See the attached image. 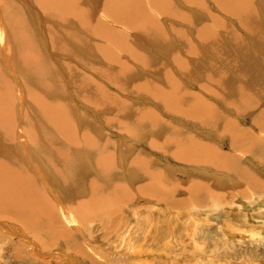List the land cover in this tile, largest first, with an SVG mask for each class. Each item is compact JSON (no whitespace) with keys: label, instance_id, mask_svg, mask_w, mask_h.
<instances>
[{"label":"bare ground","instance_id":"obj_1","mask_svg":"<svg viewBox=\"0 0 264 264\" xmlns=\"http://www.w3.org/2000/svg\"><path fill=\"white\" fill-rule=\"evenodd\" d=\"M10 1L0 0V221L7 223L4 230H15L21 237L25 234L34 238L35 250L39 252L54 247L58 242H63L64 246L81 249L79 244H76L77 239L73 230L77 236L78 232L85 233L84 229L91 230V232H109V226L92 225V222L99 218L111 219L113 215L120 214L125 207L131 231L134 227H140L142 223L139 220L134 224V219L139 217L136 216L139 213L136 214L134 206V201L137 199L134 191H137L142 198L148 199V202L159 203L163 208L168 207L167 209L170 210L178 209L182 204L189 203V200L191 202L198 200L199 202L201 199L197 197L203 193L208 194L207 197L216 196L218 200L232 198L230 191V193L228 191L227 193L215 192L212 189V181L209 184L207 182H194V184L188 182L189 184H186L185 181L177 180L178 173L188 176V171H178L170 164L161 170L159 162L153 157L146 156L147 160H143L141 164L139 159L128 163L127 160L130 159L131 152L129 146L126 151L127 157L123 158L125 144L116 146V143L110 144L109 140H105L104 136L102 140L97 138L102 134L104 128L113 124H116L132 141L135 139L134 136L137 137L140 134L145 136L151 132L145 131L143 128L132 132L134 122L148 121L149 119L147 116L142 118L132 115L134 113L129 114L131 111L127 109L128 105L126 106L128 100L121 96L120 98L111 90L112 88L119 90L122 94L130 92L131 88L128 89V84L121 81V78L128 79L127 74H131L133 91L138 94H143L145 91V94L149 95L151 90L152 98L164 106H161L163 110L166 109L171 114L173 112L181 113L183 117L189 115L193 118L197 117L200 119L199 121L204 119V124L199 123L201 127L205 126L208 121L213 126L216 125L219 120L218 114H220L216 105L220 104V99L216 96L218 99L215 100L216 105L210 103L214 102L212 99L208 103L207 90L211 89L213 93L217 91L216 93L220 95H224L221 94L224 91L219 93L222 89L219 88L218 92V87L215 85L214 87L217 88L214 89L212 87L206 89L208 88L207 84L197 86L193 81H195L194 76H198V74L193 76L192 82L187 76L194 69L195 59L202 58L201 49L215 52L221 42V47L226 51L234 49L233 52L237 54V57H241V60L248 53L253 58L252 61L255 60L254 54L262 53L261 50L264 49V0ZM214 8H218V13L221 15L211 13ZM39 9L42 10L43 15ZM193 10L202 13L193 14ZM205 13L212 16L208 17ZM167 19L172 20L168 22ZM162 20L167 21L164 23ZM252 21H254L253 24ZM242 34H246V36L243 35V37ZM9 35L13 39V54L9 52L10 44L7 42ZM152 35L156 37H152ZM223 40L226 41L225 45H223ZM215 42L218 43L217 46H215ZM167 44H169L168 47L165 46ZM174 44L176 46H173ZM213 44L215 45L213 46ZM243 46L247 48L248 52L246 50V52L239 51ZM262 47L263 49H260ZM211 54L207 53L208 56ZM88 56L97 60L91 70L86 68L95 76L82 72L83 68L81 67H84ZM237 57L235 56V60ZM100 59L102 63H98ZM71 60L75 62L74 65L71 64ZM15 61H17L18 67L23 68L35 78L34 86L25 83V90L23 89L21 79L26 74L14 68ZM191 63L193 69L190 67ZM253 67L251 66L252 69H254ZM196 68L201 71L200 66H196ZM154 71L159 73L158 79L161 78L163 87L158 83L156 85L155 80L153 81L152 78L156 77ZM67 73L70 79L64 78ZM146 73L148 80L143 78ZM208 76L206 75V79L212 78L213 80L218 75L213 77L212 74H209ZM140 77L142 82H135ZM201 77L203 76L201 75ZM16 79L19 80L18 84H21L22 94L19 95V103L16 83L13 81ZM99 80L103 82V86ZM209 81L211 83V80ZM215 82L218 83L216 80ZM105 83H109V85H105ZM192 85L201 94L193 89L190 91ZM65 86L67 94L78 95L80 100L75 101L79 104L85 103V109H90L86 110V113L91 111L92 116L97 114L96 111L102 114L104 108H110V114L103 119L108 126L104 124L103 128L101 125V128H96L98 122L94 120L92 123L88 118L85 121H80V125L76 124L75 118H78L76 116L84 118L86 115L76 112L80 110L76 108L75 111L68 98L59 96L60 93L66 95ZM262 86L264 87V85ZM73 87L79 92L82 91L84 96L81 95V97L77 94ZM221 87L224 88V84ZM250 89L253 88L250 87ZM211 91L210 93H212ZM228 92L231 93V91ZM244 92L249 91L244 90ZM228 95L226 96L228 97ZM95 99L97 100L93 101ZM87 104L92 107H87ZM28 105L32 109V112L29 113L31 117L26 111ZM73 105L78 106L74 103ZM236 109L239 110L237 107ZM142 110L146 114L150 108ZM140 111L138 112L140 113ZM222 114L221 128L218 129L214 126L215 129L217 128L215 131L210 128L212 132L216 133L215 135H219L218 139L227 137L222 128L229 134L230 126H240L235 120V116ZM159 116H156L158 120ZM238 118L241 119V116ZM160 119L163 118L160 117ZM158 120L152 121L151 128L152 126L154 128L151 130L157 131L163 136V125L161 126ZM204 128L202 129L203 133H206L207 127ZM238 130H235L233 138L230 139L232 142L230 145L233 148L235 145L243 146L241 148L245 153H250L252 151L250 147L256 145L257 149L261 148L256 153L262 154L264 134L263 137L262 135L257 136L255 138L257 140H254L253 137L251 142L249 140V142H245L247 136L244 137L245 135L243 136ZM165 132L170 133V130ZM182 132L176 131L173 132L174 134L166 135L165 138H162L163 141H154L152 137L149 146L158 153L162 152V156L170 154L174 161L177 160L188 168H195L191 169L192 171L202 169V166L213 171L216 169L215 172L224 175L221 178H224L225 181L232 179L231 176H233L243 184L251 185L255 194L259 191L264 194V180L252 175L251 171L242 165L245 162L243 160H246L245 154L239 155V157L237 154H230V152L225 154L222 152L221 144L212 142L207 144L206 141H204L206 143H202L203 140L195 139L187 130ZM240 143L242 144L240 145ZM173 144L178 146L176 150L174 145L176 151L171 152ZM111 147L114 150H111ZM239 150L241 149L239 148ZM263 158L256 157L255 159L257 163L263 164ZM125 161L128 163L127 166L123 165ZM88 162L90 163L89 168L97 171V175L87 174L85 176ZM196 173L201 174L198 171ZM263 174L261 177H264ZM99 178H102L101 181ZM143 180L147 183L145 184ZM171 183L172 185H170ZM167 185L171 188L169 189ZM166 187L167 189H165ZM241 191L247 192L246 188ZM241 191H237L239 196H241ZM180 192L181 194L187 193L189 200L175 197ZM109 196L110 198H106ZM205 202L208 203V198ZM81 226L84 228L83 230H79ZM1 239H5V234L0 233V241ZM19 242H12L14 252L17 253L19 259L27 261L26 256L29 259L34 248L31 251L30 246L32 245ZM45 247L47 248L45 249ZM65 252H63L64 256L67 253ZM33 261L35 262L36 258Z\"/></svg>","mask_w":264,"mask_h":264},{"label":"rangeland","instance_id":"obj_2","mask_svg":"<svg viewBox=\"0 0 264 264\" xmlns=\"http://www.w3.org/2000/svg\"><path fill=\"white\" fill-rule=\"evenodd\" d=\"M8 1L11 2L10 0H8ZM217 9L218 8H214L211 13H213L215 15H221V13H218ZM39 12L42 14V10L39 9ZM192 13L193 14H199L202 12L197 13L193 10ZM205 14L208 17L212 16V15L207 14V13H205ZM167 20H168V22H170V20H172V19H167ZM167 20H162V22L165 23V21H167ZM5 25H7V24H5ZM176 26H178V25H176ZM9 34H11V33L9 32ZM243 35L246 36V34H242V36ZM152 37H156V36L152 35ZM7 42H9V44H10L9 52L13 54L14 47H13V39H12L11 35H9ZM168 43L170 44V41H168ZM169 44H167L165 46L168 47ZM173 46H176V44H174ZM232 49H233V47H232ZM203 50L204 49H201L202 53L205 56H208L207 53L209 51H207V50L203 51ZM251 52H252V50H251ZM209 53L211 54V51ZM254 55H255L254 56L255 59H258V60L264 62V57H263L262 53H255ZM212 56H213L212 54L209 55V58ZM198 58H200V57H198ZM62 60H66V59H62ZM70 62L72 65H74V63H75L73 60H71ZM96 62H97L96 59H94L91 56H88V57H86V62L84 63V67L83 66L81 67L79 64H78V66L83 68V71H82L83 73L85 72V73H89V75H91V76H95L94 74H92V72L88 71L87 69L91 70V67H94ZM100 62H101V59L98 60V63H100ZM195 62H196V59H195ZM193 64L191 63L190 67H192ZM196 65L203 68V67H205V66H203V65H205V62L200 61V60L197 61L193 66L194 69H195ZM13 66H14V68H16L20 71H23L26 74V76H24V78L21 79L22 80V87L24 90H25V83L30 84V86H34L36 84L35 78L32 77V75L30 73L25 71L23 68L17 66V61H15ZM154 72H156V71H154ZM155 74H156V77H154V78L151 77V78L153 79V81L155 80L154 82H156V85L158 83L161 87H163V85L161 84V78L158 79L159 73L156 72ZM127 75H128V79H122L121 78V81H122V83L128 84V89L131 88L130 92H128V93L123 92V94H122V92L120 93L119 90H116L113 88L111 90L113 92H115L119 97L121 96L122 98L128 100L126 106L128 105L127 109L129 111H131V112H129V114L134 113L132 115H136V117H142V118L147 116V118L149 119L148 120L149 122L148 121H136V122H134V128L132 129V132L137 131L141 128H143V130H145V131H151L150 133L146 134L145 136H143V134H140L137 137L134 136L135 139L133 141H132V139H130V137L126 133L121 131L116 124H113L112 126H108L105 123V121H103V119H105V117L110 114V111H111L110 108H104L102 114H100L98 111H96L97 114H94L92 116V113H90L91 111H87V113H86V110H90V109H85L86 108L85 103L79 104L75 101V100H77V101L80 100L78 95H73L72 93L67 94L66 86H65L66 95L60 93L59 96L62 95L65 99L68 98L69 101L71 102L73 108L75 109V111H76V108L78 110H80V111H76V112H78L79 114H83V115L87 116V117L85 116L84 118L81 116H76V117H78V118H75L76 124L80 125L81 124L80 121H85V120H87V118L89 120H91L92 123L94 122V120L96 122H98L96 128H99V127L101 128V126L103 128L104 124H106L108 126V128H104V130L102 132L103 135L101 134L100 135L101 137L98 136L97 139L102 140L105 137L104 138L105 140H109L110 144L116 143V146L118 144H120V146L125 144L124 145L125 156H123V158L127 157L126 151L128 150L127 146H129L128 148L131 149V152H130V156H129L130 159L127 160V161H129L128 163H130L133 160L139 159V162L141 164L143 160H147V159H145L146 156L149 158L153 157V159H156V161L159 162V164H160L159 168H162L161 170H164V168H166L170 164V165L174 166L178 171H182V170L188 171V174H189L188 176L187 175L182 176L180 173H178L176 175L177 180H179L181 182L185 181L186 184H189L188 182H193V184H194V182H207L209 184L212 181V183H213L212 189L215 192L227 193V191L228 192L230 191L232 193V196H231L232 198L229 199V197H228L229 200H224V199L218 200V198L216 196H214V197L208 196L207 197L208 194L203 193L202 195L199 194L200 196L198 195V197H197V198L201 199V200H199V202H200L199 203L198 200L191 202V200H189V196L187 193L181 194V192H180V193L176 194L175 197H177L178 199L179 198L180 199L186 198L189 200V203L187 202L185 204H182V206L179 208L176 207L178 209L170 210V209H167L168 207L163 208V206H161L159 203L154 204V203L148 202L149 201L148 199L142 198L141 195L138 194L137 191L136 192L134 191V194L137 198V199H135V201L137 200V202L134 201V204H135L134 206L136 209V214L139 213L138 215H136L139 217H136L134 219V224H136L137 220H139V222L142 223L140 225V227H138V228L134 227L131 231L130 226H129L127 210L125 207L124 210L120 214L113 215L111 219H100L99 218L96 221L92 222V225L93 224H103L105 226H109V228H110L109 232H104V233L91 232V230L84 229L81 226L80 228H82V229L79 228V230L84 229L85 233L86 232H88V233L87 234H85V233L81 234L78 232L79 235L77 236L73 230V233L77 239L76 244H79L81 249L74 248L71 246L68 247L67 245L64 246L63 242H58L52 248L51 247L50 248L45 247V249L46 248L47 249L43 250L42 251L43 253L39 252L38 250H35V243L33 240L34 238L32 239L25 234L23 235V237H21L15 230L14 231L10 230L11 232L8 230H4L7 223L0 221V233L5 234V239H1V241H0V250H2V251H0V264H264V194H262V192H260V191L255 194L254 190H253L254 188L251 185L243 184L240 180L238 181V179L233 177V176H231L232 179H228L229 181L228 180L225 181L224 178L223 179L221 178V176H224V175L221 173L215 172L216 169H214V168H213L214 169V171H213L211 169H207V168H204V166H202L203 167L202 169L192 171L191 169H195V168H191V167L188 168V167H186V165L180 164L177 160L174 161L170 157V154H166V155L162 156V152L158 153V152H156V150H152L149 146V143H150L152 137H153L152 140H154V141L155 140L163 141L164 139H162V138H165L166 135H170V133H164V131H163L164 135L161 136L159 133H157V131H155L156 133L154 131H152L151 129L154 128L153 126L151 128L153 119L156 118L155 120H158L156 116L157 115L159 116L161 114L158 117L159 118L158 123L161 126L165 125V123H166V125H169V127H170L171 125H173V123L175 124V123L179 122L178 120H175V119H177V116L178 117H183V116L181 115V113H176V112H173V114H171L166 109H164L165 110L164 111L162 108L164 106L160 103L155 102V100L152 98L153 93L151 90L149 92V95H146L145 91L143 94H138V93L134 92L131 74L130 75L127 74ZM65 77H68L70 79V77L68 76V73L64 75V78ZM143 78H144V80H148V74L146 73L145 75H143ZM13 81L16 83V89H17L16 92L18 95V96L17 95L16 96L18 98V103H19V101H20L19 95L22 94L21 84H18L19 83L18 79L13 80ZM99 82L101 83V85L103 84V82L101 80H99ZM135 82H138V83L142 82V78L140 77V78H138V80L136 79ZM72 83H74V82H72ZM105 85H109V83H105ZM193 87H195V86H193ZM73 90L77 94H79L80 96L81 95L84 96L82 91L79 92L74 87H73ZM190 91H193V90L190 89ZM137 95H139V96H137ZM137 99H138V101H137ZM96 100L97 99H95L93 101H96ZM73 103L78 105V106L75 107V105H73ZM156 104H157V106H156ZM220 105H222L221 101H220ZM87 107L91 108L92 106L87 104ZM141 108L142 109L143 108H150V111L146 112V114H144L145 111L143 112V110ZM92 110H94V109H92ZM137 110L138 111L141 110L140 113ZM26 111L28 112V115H30V117H31V114H29L30 111L32 112L30 105H28V107H26ZM147 113H150V114H147ZM153 113L154 114L159 113V114L154 115ZM218 113H221L220 109L218 110ZM226 114H231L232 117L235 116V120L238 121V123L240 125L245 126L246 121H244V117H242V116H241V119L238 118V116H239L238 112L236 113L232 110H228ZM164 116H166V117H164ZM151 117H153V118H151ZM160 117L163 119H160ZM185 117H187V116H185ZM190 117L191 116L189 115L188 116L189 120L191 118H193V117H191V118ZM193 119L195 121V118H193ZM155 120L153 122H156ZM161 120H163V121H161ZM166 120H167V122H166ZM176 121H178V122H176ZM191 121H193V120H191ZM180 123H182V122H180ZM191 124L193 126H195L194 128L199 129V130H197V132L199 134L201 132H203L202 129H205L204 125L202 126L203 128H199V127H201L200 124H199V126H197L194 123H191ZM140 125H141V127H140ZM47 128H48V126H47ZM162 128H164V127L162 126ZM48 129H50V127ZM251 129L245 128L244 131L246 132V134H245V132L244 133L241 132L243 134V136L245 135L244 137L247 136L245 139V142H247L248 140L251 142V139L253 140V137H254V140H257V139H255V138H257V136L262 135V137H263L264 128H262V131H260V129L259 130H255L254 128H251ZM205 131H206V133H203V134L204 135L206 134L205 138L206 137L208 138L206 141V142H208L207 144H209V142H212L213 144H215V143H219V145L221 144L220 147L222 149V152H224L225 154H227L229 152L225 151L224 148L230 149V154H237V157H239V155L243 156L245 154L244 156L246 157V160H243L245 162H243L242 165L245 168H247L248 170H250L251 171L250 173L252 175H254L260 179L262 178L261 180H264V177H261L262 176L261 174L264 173V163L263 164L260 162L257 163V160L255 159L256 157H264V151H261L262 152L261 156L259 155V153L257 154L253 150L250 153H245L243 148H241V147H240L241 150H239V148H237L236 145L233 148V146L230 145V144H232L231 140L228 141L226 137L223 139H218L219 135H215L216 133L208 132V135H207V130H205ZM248 132H249V134H248ZM261 132H262V134H261ZM255 134H257V135L255 136ZM126 139H128V140H126ZM198 139H200V141H201V138H198ZM201 142L206 143L204 141H201ZM185 143H188V142H185ZM173 146L176 148L178 145L177 144L171 145V149H172L171 152H173L175 150V148ZM110 149L114 150L112 147ZM176 150H177V148H176ZM236 151H238V152H236ZM257 151H259V150H257ZM149 152H151V153H149ZM137 153H138V155H137ZM164 156H166V157H164ZM136 157H138V158L136 159ZM127 161L123 162V165L127 166L128 165ZM254 162H256V163L254 164ZM123 165H121V166H123ZM178 165H179V167H178ZM89 167H90V163L88 162L87 166H86L87 170L85 171V176L87 174H92L94 176L98 174L97 171H94ZM118 170H120V169H118ZM197 171L200 172L201 174L200 175L197 174L196 173ZM130 172H132V171H130ZM215 173H217V174H215ZM263 176H264V174H263ZM101 179L99 181H101ZM140 180H142V179H140ZM143 182H145V184L147 183V181H145V180H143ZM219 184H222V185H219ZM170 185H172V183ZM244 185H245V187H244ZM167 186L169 189L171 188L169 185H167ZM245 188H246L247 192L243 193L241 190H245ZM165 189H167V187ZM237 191L242 192L241 196H239ZM246 197H248V198H246ZM106 198H110V196L106 197ZM205 198L206 199L208 198V203L205 202L206 201ZM204 199H205V201H204ZM187 204H188V206H186ZM72 206L75 207V205H72ZM136 206H138L139 208L138 207L136 208ZM150 215H152V216H150ZM76 221L78 223L77 219H76ZM3 223H5V224H3ZM89 231H90V233H89ZM4 241H5V243H4ZM14 241H15V243L16 242L18 243L20 241L22 244L27 243L29 246L32 245V246H30L31 251L34 248V251H32L31 252L32 254H30V258L28 259V257L26 256L27 261L19 259L17 257V253L14 252V248L12 247L13 246L12 242H14ZM60 249H64V250H60ZM81 250H83V251H81ZM144 250H145V252H144ZM62 251L67 252V253L65 252L66 253L65 256H64V253ZM68 257H69V259H68ZM35 258H36V261L34 262L33 259H35ZM42 260L44 262H41ZM46 260H48V261H46ZM49 260H51V261H49Z\"/></svg>","mask_w":264,"mask_h":264},{"label":"crops","instance_id":"obj_3","mask_svg":"<svg viewBox=\"0 0 264 264\" xmlns=\"http://www.w3.org/2000/svg\"><path fill=\"white\" fill-rule=\"evenodd\" d=\"M253 22L254 21H252L251 23L253 24ZM239 29H240V27H239ZM241 30V29H240ZM226 39V38H225ZM222 40V39H221ZM219 43H220V41H218ZM225 40H223V45H225ZM222 43V42H221ZM221 43H220V45H218V43L217 42H215V44H213V46L215 45V46H217V51H215V52H211L212 54H214L213 56H212V58H209V56H205L204 54L202 55V58H196V62L197 61H204L205 62V67H203V68H201V71H198L197 70V68L196 69H193V70H191V72L192 73H190L188 76H187V78L188 77H190L189 79L191 80V82L193 81V76L195 75V74H198V76L197 75H195L194 76V79H195V81H193L195 84H197V86L200 84H207L206 86H208V88H206V89H209L210 87H212L213 89L214 88H217L218 87V92H219V90L220 89H222V90H220V92L219 93H221V91H224V92H222L221 94H226V95H228V97L230 98H228L226 95L224 96V95H220V94H218V93H216L215 91H214V93H213V90L211 91V89L208 91L207 90V93L209 94V97H206V99H208L207 101H208V103L211 101L210 99H212V101H214V102H210V103H212V104H214V105H216L215 103V100H218V99H220V101H221V104L222 105H220V104H217L216 106L218 107V109H220L221 110V113L220 114H218V116H219V120H218V123L216 124V125H214L215 127H217L218 129H220L221 128V124L223 123L222 121V119L220 120V118H222L223 117V114L222 113H224V115H227V114H225V113H227V111L228 110H232V111H234V112H238V115L239 116H242V117H244V120L246 121V124H245V126L244 125H233V127L232 126H230V129H229V131L230 132H228L229 134H227V132L225 131V129L224 128H222L223 130H224V132L226 133V135L228 136V137H226L227 138V140L228 141H230V139H232L233 138V134L235 133V130L237 129H239L238 130V132L240 131V132H244V130H245V128H248V129H251V128H254L255 130H259L260 129V131H262V128H264V87L262 86V85H264V62L263 61H260V60H258V59H255V60H253L252 61V57L250 56V53H248V54H246V57L244 58V59H242L241 60V57L239 58V57H237V54L235 53V52H233V50H232V47L230 48L232 51H230V50H228V51H226L223 47H221L222 45H221ZM261 46H262V44H261ZM230 47V46H229ZM220 48V49H219ZM260 49H263V47L262 48H260ZM219 50V51H218ZM247 51V48L245 47V46H243L242 48H240L239 49V51ZM245 51V52H246ZM262 51V54H263V57H264V49L263 50H261ZM210 52V51H209ZM219 52H220V54H219ZM231 52V53H230ZM248 52V51H247ZM219 54V55H218ZM236 54V55H235ZM223 55V56H222ZM230 56V57H229ZM235 56L237 57V59L235 60ZM248 56V57H247ZM224 57V58H223ZM228 57H229V59H228ZM217 58V59H216ZM221 58V59H220ZM233 58V59H232ZM238 58H239V60H238ZM219 59V60H218ZM227 59V60H226ZM193 60V59H192ZM211 60V61H210ZM233 60V61H232ZM219 61H220V63H219ZM232 61V62H231ZM235 61V62H234ZM240 63H242L241 65L240 64H238L239 62ZM250 61H252V62H250ZM260 61V62H259ZM213 62V63H212ZM227 62V63H226ZM256 62V63H255ZM194 63V62H193ZM209 63H211V64H209ZM219 63V64H218ZM235 63V64H234ZM218 64V65H217ZM221 64V65H220ZM231 64V65H230ZM209 65H211V66H209ZM217 66V67H215V66ZM254 65H256V66H254ZM197 66V65H196ZM208 66V67H207ZM238 67V68H233V67ZM241 66V67H240ZM244 66V67H243ZM248 66V67H247ZM251 66L255 69H252L251 68ZM259 67V69H258V67ZM211 67V68H210ZM214 67H215V69H214ZM219 68V69H218ZM209 69H211L212 70V73H211V70H209ZM242 69V70H241ZM244 69H246V70H244ZM254 70V71H253ZM257 70H259V71H257ZM216 71V72H215ZM221 71V72H220ZM224 71V73H222ZM245 71V72H244ZM250 71H253L252 73H250ZM262 71V72H261ZM210 72V73H209ZM214 72H215V74H214ZM257 72V73H256ZM261 72V74H259ZM206 73H208V74H206ZM203 76V77H201V75ZM211 75L212 74V76L213 77H216V75H218L216 78H213V80H212V78L210 79H206V75H207V77H209L208 75ZM222 74V75H221ZM253 74H256V75H253ZM219 75H221L220 77L221 78H219ZM237 75H238V77H237ZM242 75V76H241ZM205 76V77H204ZM226 76V77H225ZM235 76V77H234ZM247 76V78H245ZM251 76V77H250ZM259 76H260V79H259ZM263 76V77H262ZM196 77V78H195ZM201 77V78H200ZM225 77V78H224ZM229 77V78H228ZM240 77H241V79H240ZM232 78V79H231ZM254 78V79H253ZM262 78V79H261ZM204 80V81H202V80ZM231 79V80H230ZM200 80V82H198ZM209 80H211V83H210V81ZM215 80L216 81H218V83L217 82H215ZM235 81L234 83L232 82V81ZM247 80V81H246ZM248 80H249V83H248ZM257 80V81H256ZM262 80V81H261ZM207 81V83H205ZM214 81V82H213ZM243 81V82H242ZM246 81V82H245ZM250 81H251V83H250ZM259 81V82H258ZM261 81V82H260ZM198 82V83H197ZM224 82V83H223ZM209 83V84H208ZM247 83V84H246ZM253 83V84H252ZM254 83H259L258 85L257 84H254ZM211 84V85H210ZM223 84H224V88H222L221 86H223ZM232 84H234V85H232ZM249 84V85H248ZM261 84V85H260ZM214 85L215 86H217V87H214ZM219 85H220V87H219ZM230 85V86H229ZM238 86L239 87V90H238V87H235V86ZM239 85H241V86H239ZM244 85V86H243ZM247 85V86H246ZM193 86V85H192ZM191 86V89H193L194 91H197V92H199L198 90H197V88L196 87H192ZM228 86H229V89H228ZM251 88H253V89H250V87ZM260 86V87H259ZM202 87H204L203 85H202ZM235 89H234V88ZM255 87H257V88H255ZM220 88V89H219ZM232 88H233V90H232ZM241 88V89H240ZM225 89H226V91H225ZM250 89V90H249ZM255 89V90H254ZM257 89V90H256ZM262 89V90H261ZM216 90V89H215ZM234 90H235V92H234ZM237 90V91H236ZM244 90L245 91H249V92H244ZM252 90H254L255 91V93H254V91H252ZM206 91V90H205ZM210 91L212 92V93H210ZM228 91H231V93H229ZM233 91V92H232ZM241 91V92H240ZM257 91V92H256ZM200 93V92H199ZM218 94V95H216V94ZM233 93V95H230V94H232ZM235 93V94H234ZM260 93V94H259ZM201 94V93H200ZM213 94V96H211ZM215 95V96H214ZM237 95V97H235ZM137 96H139V95H137ZM211 96V97H210ZM218 97V99H217V97ZM223 96V97H222ZM233 96V97H235V99H233V97L231 98V97ZM239 96V97H238ZM212 97H214V98H212ZM225 98H227V99H225ZM231 99H233V100H231ZM253 99V100H252ZM237 101V103H236V101ZM232 102L233 104L235 103V105H233L232 103L230 104L229 102ZM233 101H235V102H233ZM223 102V103H222ZM227 103V104H226ZM255 104V105H254ZM232 105V106H231ZM236 107L239 109V110H237L236 109ZM226 108H228V109H226ZM262 108V109H261ZM260 113V114H259ZM222 114V115H221ZM217 116V117H218ZM230 117V116H229ZM253 119V120H252ZM255 119H257V120H255ZM172 120V119H171ZM175 120H178V121H176V122H178V123H175V124H173V125H171L170 127L168 126V125H163V127L164 128H162V130L163 131H166V130H170V134H174L176 131L177 132H181V131H186L187 130V132L188 133H190L195 139H198L199 137L201 138V140H203V141H207V139L208 138H205V135L203 134V132H201L200 134L197 132V130H199V129H196V128H194L195 126H192V124L191 123H194V124H196L197 126H199V123H203V120L204 119H202L201 121H199L200 119H197V117L195 118V121H194V119L193 118H191V120H193L194 122H192L191 120H189L188 119V117H177V119H175ZM258 121H260V122H258ZM180 122H182V123H180ZM188 122V123H187ZM207 122V121H206ZM180 123V124H179ZM208 123V124H207ZM206 123V125H205V127H207V129L206 130H210L209 132H212V131H215L216 129L214 128V126L211 124V122L209 123V121ZM204 124V123H203ZM166 126V127H165ZM192 126V127H191ZM209 126V127H208ZM210 126H212V127H210ZM156 127V126H155ZM169 128V129H166V128ZM176 128H177V130H176ZM199 128H203V127H199ZM210 128H213L212 129V131H211V129ZM158 129V128H157ZM173 129H175V130H173ZM178 130H180V131H178ZM171 131H173V132H171ZM234 131V132H233ZM208 132V131H207ZM217 132V131H216ZM263 132H264V130H263ZM166 133V132H165ZM212 133H214V132H212ZM218 133V132H217ZM218 135V134H217ZM224 137H225V135H223ZM198 140H200V139H198ZM209 141V140H208ZM242 143H240V145H241ZM238 148H240V147H243V146H237ZM225 149V151H228V152H230V149H228V148H224ZM250 149H252L255 153H256V151L257 150H259L260 151V148H258L257 149V146L256 145H253L252 147H250ZM255 149V150H254ZM261 151H263V149L261 150ZM253 152V153H254ZM258 152V151H257ZM259 155H261V154H259Z\"/></svg>","mask_w":264,"mask_h":264}]
</instances>
